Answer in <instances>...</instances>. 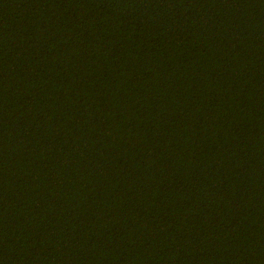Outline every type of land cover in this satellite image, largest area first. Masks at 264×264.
Returning a JSON list of instances; mask_svg holds the SVG:
<instances>
[{
    "label": "trees",
    "instance_id": "obj_1",
    "mask_svg": "<svg viewBox=\"0 0 264 264\" xmlns=\"http://www.w3.org/2000/svg\"><path fill=\"white\" fill-rule=\"evenodd\" d=\"M0 264H264V0H0Z\"/></svg>",
    "mask_w": 264,
    "mask_h": 264
}]
</instances>
